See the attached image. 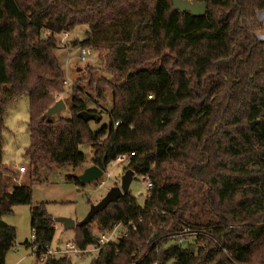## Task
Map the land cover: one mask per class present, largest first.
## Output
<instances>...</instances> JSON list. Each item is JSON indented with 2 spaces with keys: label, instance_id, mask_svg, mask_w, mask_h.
<instances>
[{
  "label": "trees",
  "instance_id": "obj_1",
  "mask_svg": "<svg viewBox=\"0 0 264 264\" xmlns=\"http://www.w3.org/2000/svg\"><path fill=\"white\" fill-rule=\"evenodd\" d=\"M194 1L206 3L203 15L180 12L171 0H0V128L5 107L26 96L29 143L23 158L31 172L53 165L80 172L86 158L79 147L87 144L93 150L91 163L103 172L119 155L129 154L127 168L148 174L152 182L142 206L128 191L88 224L74 228V241L84 248L97 243L90 223L98 232L119 222L135 224L123 239L102 246L90 264H264V41L253 31L260 26L254 12L264 8V0ZM214 9L227 15H217ZM78 24L89 29L72 44L107 52L105 61L120 73L115 82L93 84L97 99L104 100L106 88L112 94L109 126L99 130L77 115L96 111L87 108L77 86H72L68 118L43 117L52 103L48 87L64 85L49 51L57 47L56 33ZM46 32L50 34L42 37ZM35 64L45 69L31 83ZM212 66L229 79L224 95L208 104L192 103L194 88L204 90L203 77ZM211 92L218 94L216 88ZM216 110L224 119L217 129L228 126L220 135L209 126ZM211 135L217 137L208 142ZM191 139L202 148L197 157L182 163L190 179L207 190L190 204L182 203L181 184L167 178L164 165L185 158ZM2 149L0 137V264L15 246V227L1 220L14 206L30 205L34 241L23 245L35 246L38 255L55 232L44 203L32 204L30 186L14 185L6 192L10 179L4 174L10 169ZM222 154L227 155V166L219 171ZM69 179L80 185L76 176ZM193 209L204 216L202 224H194L203 226L196 239L203 246L191 252V247L163 240L143 258L133 255L187 224L186 213L199 219L192 217ZM153 232L157 237L148 243ZM45 264L71 260L49 256Z\"/></svg>",
  "mask_w": 264,
  "mask_h": 264
},
{
  "label": "rangeland",
  "instance_id": "obj_2",
  "mask_svg": "<svg viewBox=\"0 0 264 264\" xmlns=\"http://www.w3.org/2000/svg\"><path fill=\"white\" fill-rule=\"evenodd\" d=\"M257 10L258 9L255 10L254 14H256ZM214 11L217 15H227V11L223 12L220 9H214ZM88 29L89 27L86 24H78L72 29L66 30L70 33L69 43L65 47L57 45L56 48L49 51L51 59L56 61L58 67L61 69L63 76L61 80H68V84L61 85V82H59V85L56 87H48V94L49 101H52L50 105L58 99L64 101L65 108L61 111L60 116L68 118L70 116L71 94L75 93L72 86L79 87L81 89L79 95L85 102L87 108L91 110L96 109L95 113L98 111L100 112V120L98 122L95 120L89 121L92 130H99L104 125L109 126V111L112 107V94L110 90L106 88L104 100L97 99L95 92L92 90L94 87L93 84L104 85L109 82H115L117 75L120 73L112 66H109L108 62L105 61V56L107 55L105 51L99 53L98 51H93L85 47L89 51V54L84 60L80 59L79 50L82 47H77L78 45H73L72 42L82 40ZM253 31L256 33L264 31V24L260 23L259 27L255 26ZM236 42L240 45L243 44V40L241 39H238ZM218 68V66H212L208 69L207 74L203 77L204 90H198L196 87L194 88L192 103L197 104L200 102L202 104H208L213 100H219L224 95L229 79L227 76L225 77L224 74L219 73ZM44 69L45 66L33 65L30 74V82H37L35 77L43 72ZM38 82L46 84V82L42 80ZM59 88L62 89V91H57L60 90ZM212 88H216L218 94L212 93ZM52 117H57V115H52ZM28 119L29 103L26 96H20L5 107L2 117V126L0 128V137L3 146L2 160L10 171H15L17 165H25L26 173L21 179V184L30 186L33 205L44 203L45 209L52 217L53 221L58 217H67L78 223L84 218L91 204L98 202L111 187L120 184V178L124 171L130 169L127 168L130 156L129 154H124L121 160L115 159L111 161L106 166L99 179L85 185H78L70 181L69 177L77 176L82 171L79 172L77 169L67 165H53L50 169L40 168L37 173H32L29 162L23 158V152L29 143V135L26 131ZM223 121V117H221L216 110L215 115L209 121L212 133L220 135L223 130L228 129V126L224 125H221L217 129L219 126L218 123ZM216 129L218 131H215ZM216 137L217 136L211 135L210 138H208V142H211L212 138L216 139ZM197 146H200V144L196 142L195 139H191L189 146L183 151L185 158L183 156L180 161L168 162L164 165L166 167V172L164 174L167 178L170 181H176L181 184L182 203H187L186 201L188 200H190L188 203H193V199H199L207 190V187L201 182L190 179V174L186 172V166L182 163L183 161L189 163L192 158L197 157V153L202 148H198ZM79 149L85 155V167L92 165L91 158L93 156V150L91 146L81 144ZM227 159L226 154L221 155L222 162L220 166L217 167V170L224 171L227 166ZM129 191L136 198L138 204L142 206L145 198L148 196V190L141 175L134 173L133 179L129 185ZM29 210L30 205H16L13 207L11 214L1 218L4 223L16 229L15 246L7 253L4 264H32L36 259L30 247L23 245L25 241L28 243L34 241L31 236L29 224ZM192 212V217H199V219H192L189 217V212L184 215L183 222L190 225L196 224L195 222H197V224H202L204 216H199L196 209H193ZM90 224L91 230L96 235V224ZM53 226H55V232L50 244L51 249L62 248L66 242L75 240L74 228L64 229L63 225L56 221H54ZM89 247L92 248L94 246L89 245ZM96 254L97 251L94 250L89 255H80L79 257L71 255L68 257L71 260V264H90L93 258L96 257Z\"/></svg>",
  "mask_w": 264,
  "mask_h": 264
},
{
  "label": "built area",
  "instance_id": "obj_3",
  "mask_svg": "<svg viewBox=\"0 0 264 264\" xmlns=\"http://www.w3.org/2000/svg\"><path fill=\"white\" fill-rule=\"evenodd\" d=\"M256 17L260 23L264 24V8L256 11ZM49 34H50L49 32H46L45 34H43L42 37H46ZM56 37H57V45L61 47H65L69 43L70 33L69 31L63 30L59 33H56ZM256 38L260 41H264V31L260 33H256ZM88 54L89 51L85 47L80 48L79 57L81 60H84ZM64 84L67 85L68 80H64ZM123 155H119L116 159L121 160L123 158ZM25 173H26L25 165H17L15 171L6 172L4 176L10 179V183L6 188V192H11L14 185H20L21 179ZM142 178L145 182V186L147 190H149L152 187V182L149 179L148 174L142 175ZM131 229H135V224L132 221H128L127 223H122V222L116 223L109 231H105V232L96 231L97 243L93 245L94 247L92 248H90L89 245L84 248H80L74 240H71L66 242L62 248L59 247L57 249H51L50 245H47L44 247L43 252H41V254L38 255L35 251V246L32 245L30 246V250L36 256V259L32 264H45L49 256L59 257V256L73 255L79 257L80 255L83 256L89 255L92 251L94 250L98 251L102 246L108 243L118 242L119 239H123V237H125ZM202 229L203 226L184 224L181 226V228L174 231L173 233L155 239L154 243H151L148 249H146L142 254H140L138 251H135L133 255H138L140 256L141 259L150 250V248L154 247L155 250H158L157 243H160L163 240H168L169 242H172L181 247H193V249L195 250V248L204 245L202 241L198 244L196 243L197 234H199ZM31 236L34 239L33 235ZM13 264H17V263H13ZM132 264H135V262ZM149 264H156V262L154 261Z\"/></svg>",
  "mask_w": 264,
  "mask_h": 264
},
{
  "label": "water",
  "instance_id": "obj_4",
  "mask_svg": "<svg viewBox=\"0 0 264 264\" xmlns=\"http://www.w3.org/2000/svg\"><path fill=\"white\" fill-rule=\"evenodd\" d=\"M171 3L174 9L180 12L188 11L194 16H201L206 11V3L204 1L197 2L194 0H171ZM64 108V101L62 99H58L45 111L43 117L45 118L52 115L59 116ZM77 115L84 121L95 120L98 118L97 113L88 110L80 111ZM257 122V120L252 121L250 123V127H253L255 124H257ZM102 174L103 170L97 165L92 164L85 167L82 172L76 176V178L81 185H85L87 183L96 181L99 177H101ZM133 175L134 171L132 169H126L120 178V184L111 187L98 202L91 204L84 218L78 223L67 217H58L55 218L54 221L61 223L64 229H73L76 226L88 224L96 213L102 211L110 202L118 200L129 191V185L133 179ZM156 237V232H153V234L148 239V243L152 242ZM190 251L193 252V247L190 248Z\"/></svg>",
  "mask_w": 264,
  "mask_h": 264
}]
</instances>
